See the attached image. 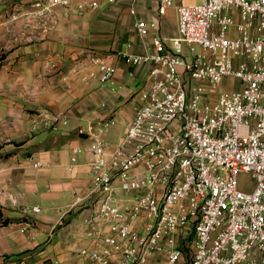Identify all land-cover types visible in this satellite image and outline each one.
<instances>
[{
  "label": "built area",
  "instance_id": "built-area-1",
  "mask_svg": "<svg viewBox=\"0 0 264 264\" xmlns=\"http://www.w3.org/2000/svg\"><path fill=\"white\" fill-rule=\"evenodd\" d=\"M117 1L30 6L43 18L55 8L83 15ZM128 2L141 49L116 55L146 66L147 82L111 149L102 133L112 117L97 131L78 129L92 140L88 195L96 204L78 255L89 264H157L159 254L165 264H264V0ZM140 3L154 14L139 16ZM169 9L176 31L166 37L160 18ZM70 72L105 84L115 66L89 52ZM231 79L239 88L228 81L218 91ZM241 174L250 179L242 187Z\"/></svg>",
  "mask_w": 264,
  "mask_h": 264
},
{
  "label": "crops",
  "instance_id": "crops-1",
  "mask_svg": "<svg viewBox=\"0 0 264 264\" xmlns=\"http://www.w3.org/2000/svg\"><path fill=\"white\" fill-rule=\"evenodd\" d=\"M32 1L0 0V264H89L78 250L89 243L84 221L96 208L88 195L92 140L78 129L97 131L112 117L102 136L107 150L117 144L147 67L116 55L141 49L128 0L83 15L55 8L43 18L33 16ZM145 6L137 4L139 16L151 17ZM89 52L115 66L110 82L71 74Z\"/></svg>",
  "mask_w": 264,
  "mask_h": 264
},
{
  "label": "rangeland",
  "instance_id": "rangeland-1",
  "mask_svg": "<svg viewBox=\"0 0 264 264\" xmlns=\"http://www.w3.org/2000/svg\"><path fill=\"white\" fill-rule=\"evenodd\" d=\"M196 1H198V0H196ZM175 2H176V0H175ZM108 5H110V4H108V3H106V2H102V4H101V8L102 7H104V6H108ZM128 6V5H127ZM128 9V8H127ZM171 16V12H169V13H167L164 17H163V19H162V30H161V32H162V34L164 35V36H167V35H169L170 34V32H172L173 31V29H174V22H175V13H174V9H172V18L170 17ZM27 26V25H26ZM228 81H231V85H230V88H233V87H236V88H239V82H238V80H236V79H231V80H224L223 81V84H222V86H221V88L220 89H218V91H223V90H226V89H228L229 88V86H228V84H227V82ZM239 180L240 181H243V184H241V186L240 187H242L243 185H245L246 183L245 182H248V181H250V179H249V177H247V176H245V175H240L239 176ZM251 185V184H250ZM249 189V188H248Z\"/></svg>",
  "mask_w": 264,
  "mask_h": 264
},
{
  "label": "trees",
  "instance_id": "trees-1",
  "mask_svg": "<svg viewBox=\"0 0 264 264\" xmlns=\"http://www.w3.org/2000/svg\"><path fill=\"white\" fill-rule=\"evenodd\" d=\"M0 215H1V213H0ZM4 221H6V220H4Z\"/></svg>",
  "mask_w": 264,
  "mask_h": 264
}]
</instances>
